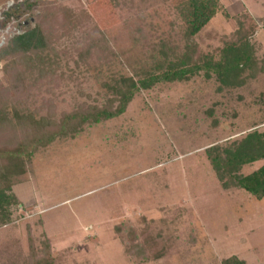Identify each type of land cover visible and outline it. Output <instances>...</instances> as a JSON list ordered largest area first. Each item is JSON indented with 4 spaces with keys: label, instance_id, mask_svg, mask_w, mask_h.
Returning a JSON list of instances; mask_svg holds the SVG:
<instances>
[{
    "label": "rangeland",
    "instance_id": "rangeland-1",
    "mask_svg": "<svg viewBox=\"0 0 264 264\" xmlns=\"http://www.w3.org/2000/svg\"><path fill=\"white\" fill-rule=\"evenodd\" d=\"M24 1L0 0V47L23 33L24 24L30 26L23 9L15 10ZM42 1L76 10L87 4ZM157 1L144 0L139 13ZM222 7L197 36L200 48L222 45L221 37L237 28L236 17L247 13L258 22L254 39L262 55L264 0H222ZM151 20L162 24L159 32L168 37L171 30L158 15H149ZM5 63L0 60V80L7 83ZM135 67L123 61L101 68L70 62L72 78L51 92L45 86L34 90L37 103L31 108L42 97H54L58 111H70L80 101L101 102L102 83L112 75H133ZM218 86L215 76L207 79L203 73L158 84L137 94L123 115L39 150L14 186L23 206L16 210L18 219L0 228V250L16 244L28 253L31 237L36 244L49 238L59 264H139L125 254L115 227L126 222L140 229L146 218L173 245L164 258L144 264H219L231 255L264 264V198L223 189L205 154L215 143L264 131V73L241 88L219 91ZM263 165L264 159L258 160L243 173Z\"/></svg>",
    "mask_w": 264,
    "mask_h": 264
},
{
    "label": "trees",
    "instance_id": "trees-1",
    "mask_svg": "<svg viewBox=\"0 0 264 264\" xmlns=\"http://www.w3.org/2000/svg\"><path fill=\"white\" fill-rule=\"evenodd\" d=\"M143 2L87 0L79 10L42 0L16 6L15 10L23 9L30 26L24 24L23 33L0 47L7 78V83L0 80V228L19 218L16 210L23 203L14 186L42 148L123 115L137 94L158 84L190 81L203 73L207 79L215 76L218 90L224 91L244 87L264 73V53L259 55L254 39L258 22L247 13L236 17L237 28L210 51L201 49L196 38L222 10V0H158L155 7L139 13ZM153 14L171 30L168 37L159 32L162 24L148 21ZM116 61L136 66L134 74L112 75L103 82L106 93L101 102L80 101L70 111H58L54 97H42L41 104L31 108L37 103L34 90L40 92L45 86L51 92L72 78L70 62L76 67L82 63L101 68ZM205 154L223 189H242L256 199L264 198V165L243 173L246 165L264 159V131L254 129L240 138L215 143ZM142 220L140 229L126 222L115 227L125 254L139 264L164 258L173 245L154 221ZM38 242L30 238L28 253L16 244L12 251L10 244L5 245L0 264H59L49 238ZM219 264L247 262L231 255Z\"/></svg>",
    "mask_w": 264,
    "mask_h": 264
}]
</instances>
